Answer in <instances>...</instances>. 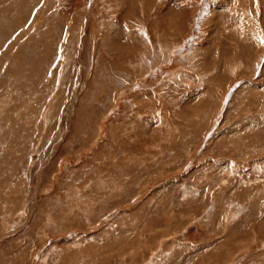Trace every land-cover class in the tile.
<instances>
[{
  "label": "rangeland",
  "instance_id": "374dc122",
  "mask_svg": "<svg viewBox=\"0 0 264 264\" xmlns=\"http://www.w3.org/2000/svg\"><path fill=\"white\" fill-rule=\"evenodd\" d=\"M262 38L264 0H0V264H264Z\"/></svg>",
  "mask_w": 264,
  "mask_h": 264
},
{
  "label": "bare ground",
  "instance_id": "6f19581e",
  "mask_svg": "<svg viewBox=\"0 0 264 264\" xmlns=\"http://www.w3.org/2000/svg\"><path fill=\"white\" fill-rule=\"evenodd\" d=\"M183 16H185V17H187V16H188L186 11H185V12H183ZM184 20H185V18H184ZM176 22H177V21H176Z\"/></svg>",
  "mask_w": 264,
  "mask_h": 264
},
{
  "label": "snow or ice",
  "instance_id": "6c2138e0",
  "mask_svg": "<svg viewBox=\"0 0 264 264\" xmlns=\"http://www.w3.org/2000/svg\"><path fill=\"white\" fill-rule=\"evenodd\" d=\"M261 43L264 44V38L261 39Z\"/></svg>",
  "mask_w": 264,
  "mask_h": 264
}]
</instances>
